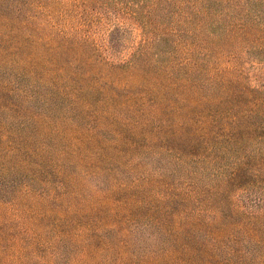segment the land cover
<instances>
[{"label":"rangeland","instance_id":"1","mask_svg":"<svg viewBox=\"0 0 264 264\" xmlns=\"http://www.w3.org/2000/svg\"><path fill=\"white\" fill-rule=\"evenodd\" d=\"M0 264H264V0H0Z\"/></svg>","mask_w":264,"mask_h":264}]
</instances>
